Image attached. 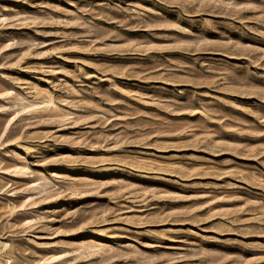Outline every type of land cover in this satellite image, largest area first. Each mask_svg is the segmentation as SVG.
I'll list each match as a JSON object with an SVG mask.
<instances>
[{
  "label": "rangeland",
  "instance_id": "1",
  "mask_svg": "<svg viewBox=\"0 0 264 264\" xmlns=\"http://www.w3.org/2000/svg\"><path fill=\"white\" fill-rule=\"evenodd\" d=\"M0 264H264V0H0Z\"/></svg>",
  "mask_w": 264,
  "mask_h": 264
}]
</instances>
